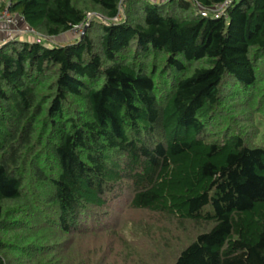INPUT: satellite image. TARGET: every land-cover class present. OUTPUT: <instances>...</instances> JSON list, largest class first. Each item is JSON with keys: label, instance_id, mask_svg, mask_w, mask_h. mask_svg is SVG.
<instances>
[{"label": "trees", "instance_id": "1", "mask_svg": "<svg viewBox=\"0 0 264 264\" xmlns=\"http://www.w3.org/2000/svg\"><path fill=\"white\" fill-rule=\"evenodd\" d=\"M225 1L9 0L45 40L0 46V264L46 249L2 234L36 200L64 233L96 231L125 190L131 209L207 226L167 264H264V146L225 112L264 81V0L217 16Z\"/></svg>", "mask_w": 264, "mask_h": 264}, {"label": "rangeland", "instance_id": "2", "mask_svg": "<svg viewBox=\"0 0 264 264\" xmlns=\"http://www.w3.org/2000/svg\"><path fill=\"white\" fill-rule=\"evenodd\" d=\"M124 13L122 8L121 16ZM94 16L106 20L94 10L88 13L90 20ZM89 26L90 23L87 22L80 33L62 34L57 38H49V42L61 43L69 39H79ZM32 34L39 35L36 32ZM39 36L45 40L42 35ZM255 91L247 104L241 101L238 104L233 102L227 105L225 112L234 119L231 131L237 130L243 134L249 144L264 146V116L258 115L255 119L253 115V111L264 112V81L258 83ZM228 120L224 121L218 132L230 128L226 125ZM33 188L37 189L34 186ZM27 196L31 197L29 194ZM130 196L131 193L125 190L116 205L99 211V214L104 216L102 219L105 223L96 231L64 233L57 224L58 216L54 206L36 200L39 207L33 205L29 212L22 213L29 225L28 228L9 229L2 234H7L11 242L20 239L25 244L37 236L40 239V246L46 248L37 255L28 254L25 257L15 255L20 264H167L174 260L181 247L207 227L190 221L181 225L174 219L131 209L128 207ZM47 247L53 251L47 253ZM11 260L12 264H16V259Z\"/></svg>", "mask_w": 264, "mask_h": 264}, {"label": "built area", "instance_id": "3", "mask_svg": "<svg viewBox=\"0 0 264 264\" xmlns=\"http://www.w3.org/2000/svg\"><path fill=\"white\" fill-rule=\"evenodd\" d=\"M232 2H233V0H226L222 4L216 5L211 10L217 16H219V15H221L222 13H224L226 11V9L229 7V5ZM10 5H11V3L9 2V0H7L6 7L3 10L0 11V23H3L5 25H7L8 27H10L11 29H13L14 31H16L17 27H19V17L16 14H14V13H12L10 11ZM203 14L205 15L206 12L204 11ZM84 25H85V23H81V24L75 26L70 32H72L73 34L80 33L83 30V28H84L83 26ZM32 31L35 32L34 30H31V32ZM36 36H35L34 40H36L37 42H41L42 38L39 35H36Z\"/></svg>", "mask_w": 264, "mask_h": 264}, {"label": "crops", "instance_id": "4", "mask_svg": "<svg viewBox=\"0 0 264 264\" xmlns=\"http://www.w3.org/2000/svg\"><path fill=\"white\" fill-rule=\"evenodd\" d=\"M18 17H19V27H17L16 31L11 29L7 25L0 23V46L7 41L13 40L16 37H19V38L25 39V40H29V41H33L35 39L36 35H33L31 33L32 29L29 27V25L24 21V19L22 17H20V16H18ZM66 34L67 33H65V35ZM65 35H64V37H65ZM55 38H57V37H55ZM50 39H53V38H50ZM69 41H72V39H69L65 42L62 41L61 43H66Z\"/></svg>", "mask_w": 264, "mask_h": 264}]
</instances>
